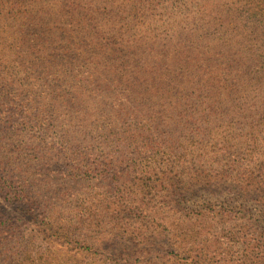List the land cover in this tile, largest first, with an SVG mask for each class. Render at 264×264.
<instances>
[{"label":"rangeland","instance_id":"rangeland-1","mask_svg":"<svg viewBox=\"0 0 264 264\" xmlns=\"http://www.w3.org/2000/svg\"><path fill=\"white\" fill-rule=\"evenodd\" d=\"M107 1L0 0V264H264V0ZM115 47L235 69L177 101Z\"/></svg>","mask_w":264,"mask_h":264},{"label":"trees","instance_id":"trees-1","mask_svg":"<svg viewBox=\"0 0 264 264\" xmlns=\"http://www.w3.org/2000/svg\"><path fill=\"white\" fill-rule=\"evenodd\" d=\"M114 2H116V0H111L109 6L114 7ZM29 8L30 7L22 8L21 11L18 12L20 13L19 19L23 20L25 23L34 20V17L31 16L32 13H28ZM98 38L101 39L100 37ZM118 43L119 41L114 45L117 46ZM103 44L106 48L111 47V40H103ZM117 49L119 48L115 47L114 54H111L112 58L116 60L114 64L123 66V72L127 71L129 78L135 76L139 79V76H141L147 87L155 86L161 90V93L164 90H169L171 91L172 98L177 99V101L186 100L190 96L194 98L197 97L201 99L202 102H204L205 99H209V104L220 101V92L212 86H215L218 80L220 82L223 81L224 72L227 69H235L233 64L236 62L232 57L223 58L221 55H213L212 57L204 56L203 53L198 54L195 52L180 51L166 52L162 50L158 51L156 54H142L143 58L139 57L138 60L133 61L130 60L127 56L128 54H124V52L120 51V53H116ZM204 63H207L208 68L205 67ZM96 82L97 80H95V83ZM203 104L207 103L204 102ZM185 122L188 121L185 120ZM190 125L192 124L189 123L187 127ZM197 127L198 126H196V128ZM206 134L207 132L202 135L196 133L198 136H203V140L206 139ZM210 137L211 134L208 135V138ZM171 159H176V156H172ZM221 160L222 157H218L215 159V162L220 164ZM191 175L194 176L193 179L204 181L207 184L216 182L218 178L225 179L229 176L226 171L215 170L212 166L208 168L203 165L197 166L196 169L191 172ZM237 177L239 178H235L246 186L247 189L264 191V179L254 177L253 179H256L255 181L251 180L247 182L242 179V174H239ZM244 177L251 178L250 176ZM5 183H7V181H4L3 185H5ZM9 186L11 188L9 193L15 198L20 200L21 197L25 195L22 191H18L14 181L11 180ZM27 199L28 197L25 200ZM26 206L32 207L29 204H26ZM8 222L10 221L4 219L3 215L0 213V230L3 229L2 227H8Z\"/></svg>","mask_w":264,"mask_h":264}]
</instances>
